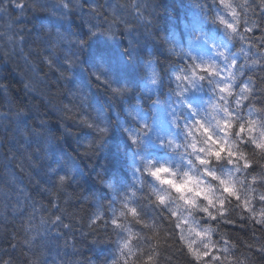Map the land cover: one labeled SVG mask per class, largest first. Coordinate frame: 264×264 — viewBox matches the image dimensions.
<instances>
[{
  "label": "clouds",
  "instance_id": "1",
  "mask_svg": "<svg viewBox=\"0 0 264 264\" xmlns=\"http://www.w3.org/2000/svg\"><path fill=\"white\" fill-rule=\"evenodd\" d=\"M0 264H264V0H0Z\"/></svg>",
  "mask_w": 264,
  "mask_h": 264
}]
</instances>
